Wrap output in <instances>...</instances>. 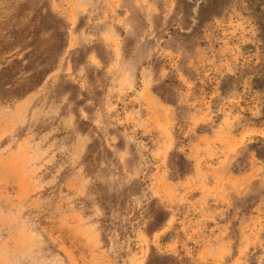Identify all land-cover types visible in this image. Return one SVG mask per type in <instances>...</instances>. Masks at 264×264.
<instances>
[{"label": "rangeland", "instance_id": "obj_1", "mask_svg": "<svg viewBox=\"0 0 264 264\" xmlns=\"http://www.w3.org/2000/svg\"><path fill=\"white\" fill-rule=\"evenodd\" d=\"M150 254L264 264V0H0V264Z\"/></svg>", "mask_w": 264, "mask_h": 264}, {"label": "trees", "instance_id": "obj_2", "mask_svg": "<svg viewBox=\"0 0 264 264\" xmlns=\"http://www.w3.org/2000/svg\"><path fill=\"white\" fill-rule=\"evenodd\" d=\"M39 80H40V78H39ZM39 80L37 82H39ZM37 84L38 83H36V85ZM174 165H175L176 173L179 176H184L185 174L188 173V169H186V167L180 165V162L178 164H174ZM146 264H167V258L154 257L152 254H150L149 257H148V259H147Z\"/></svg>", "mask_w": 264, "mask_h": 264}]
</instances>
